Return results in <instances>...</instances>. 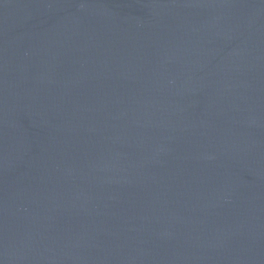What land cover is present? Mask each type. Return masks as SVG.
Listing matches in <instances>:
<instances>
[{"label": "water", "instance_id": "95a60500", "mask_svg": "<svg viewBox=\"0 0 264 264\" xmlns=\"http://www.w3.org/2000/svg\"><path fill=\"white\" fill-rule=\"evenodd\" d=\"M0 264H264V0H0Z\"/></svg>", "mask_w": 264, "mask_h": 264}]
</instances>
